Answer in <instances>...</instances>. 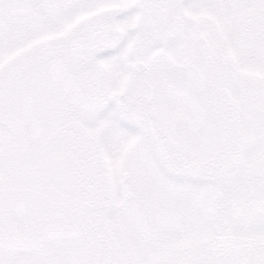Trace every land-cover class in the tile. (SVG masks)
<instances>
[{"label":"snow or ice","instance_id":"obj_1","mask_svg":"<svg viewBox=\"0 0 264 264\" xmlns=\"http://www.w3.org/2000/svg\"><path fill=\"white\" fill-rule=\"evenodd\" d=\"M0 264H264V0H0Z\"/></svg>","mask_w":264,"mask_h":264}]
</instances>
